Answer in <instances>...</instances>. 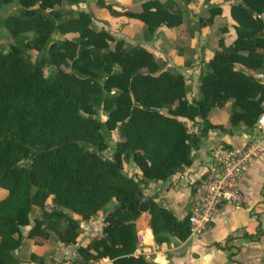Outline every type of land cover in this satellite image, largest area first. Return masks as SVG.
I'll return each mask as SVG.
<instances>
[{"label":"trees","instance_id":"1","mask_svg":"<svg viewBox=\"0 0 264 264\" xmlns=\"http://www.w3.org/2000/svg\"><path fill=\"white\" fill-rule=\"evenodd\" d=\"M12 1L0 0V10ZM79 2L17 0L15 12L0 16V28L12 40L8 50L0 48V187L6 189L0 198V264L23 263L15 252L35 208L42 217L26 234L34 243L54 244L55 235L57 243L77 246L68 258L75 262L109 258L112 264H153L134 255L139 218L143 215L160 245L189 236L190 212L178 219L144 193L146 185L189 166L192 150L210 128L252 130L264 114V83L257 76L264 71V0L229 4L235 38L228 45L218 38V49L199 76L198 97L191 101L183 74L164 68L143 43L128 44L95 26L91 11L60 10ZM96 6L141 22L146 42L161 26L190 21L173 0H143L122 10L103 0ZM218 14L219 6L209 7L208 15L198 18V29ZM54 33L62 38L52 41ZM29 50L39 53L33 61ZM228 101L227 124H212L209 112ZM100 109L105 120L93 116ZM184 119L202 127L194 132ZM105 131L117 134L113 147ZM109 148L111 157L102 154ZM130 162L139 176L125 171ZM97 214H102L101 232L79 244L80 222ZM48 259L29 254L34 264Z\"/></svg>","mask_w":264,"mask_h":264},{"label":"crops","instance_id":"2","mask_svg":"<svg viewBox=\"0 0 264 264\" xmlns=\"http://www.w3.org/2000/svg\"><path fill=\"white\" fill-rule=\"evenodd\" d=\"M126 7L133 6H124V8ZM216 17L217 15L213 18V23ZM194 23L197 24L198 29V19L196 21L190 17L189 24L193 25ZM140 24L142 29L143 25L141 22ZM233 25L234 21L229 27H226L227 30L225 32L220 33L223 41H225L229 28L235 33ZM210 26L200 28L193 35L195 41L200 42L194 53L195 57L200 55V47L203 44H208L215 40L216 45L214 47L211 45L210 49L207 48L209 55L205 54L203 56V65L213 55V52L218 49V37L216 39V32L210 33L208 31ZM229 36H231L230 32ZM146 47L150 50L148 46ZM195 57L193 56L194 59H196ZM195 61L192 62L194 66L189 68V80L184 77L187 88L191 83L190 76L194 80V86L192 87V90H194L193 98L198 96L199 76L202 73L196 67ZM190 64L188 63V65ZM168 66H171V64ZM179 72L182 73V70H179ZM182 74L184 75V73ZM257 76L264 83V71ZM189 100H192V98ZM229 113L230 101L221 108H213L207 118L214 125H226ZM184 120L189 129L194 132H198L202 127L200 121ZM249 133L250 129H245L244 125H241L239 129L232 133L223 132L218 128H210L206 135L202 137L201 144L192 150V163L189 166L184 167L166 181L150 182L146 185L144 193L148 196H153L159 205L170 210L178 219H182L193 208L194 183L213 161V150L219 144H224L232 149H240L247 142ZM125 171L132 176H139V171L132 162L126 165ZM239 187L242 193L241 205L223 204L219 206L210 224L199 235H189L183 241L172 237L169 242L160 245L155 244L154 236H145L142 240H138L139 243L134 255H142L153 264H262L264 258V150L249 163L240 178ZM109 204V207L106 206L108 210L113 207L112 202ZM97 215L95 216L97 217ZM100 215L102 216V214ZM136 226V232L149 227L145 223L143 215L139 218ZM100 227H102V218ZM249 235H252V237ZM218 242L225 243L226 248L216 247L215 243ZM72 247L65 246L59 242L56 245L52 244L53 252L48 259V262L50 261L51 263L47 262V264H57V262L58 264H64L67 260H70L68 258L75 255ZM102 261L105 264H112L110 260L104 261L102 258Z\"/></svg>","mask_w":264,"mask_h":264},{"label":"rangeland","instance_id":"3","mask_svg":"<svg viewBox=\"0 0 264 264\" xmlns=\"http://www.w3.org/2000/svg\"><path fill=\"white\" fill-rule=\"evenodd\" d=\"M96 1L98 0H81L78 4H76L73 7H69L67 5H63L60 7L61 11H67V10H87L91 11L95 18V26H104L109 31L112 32L117 37L123 38L125 41L128 42V44H136V43H143L146 46L149 47L151 52H153L155 55H157L163 63L165 64L164 68L171 69L173 71H179L182 70V73H184V77L186 80L188 79V73L190 66L193 67L194 64L192 63L194 60L196 63V67L200 69V71H203L204 65V58L203 56L205 54L209 55L208 49H210V46L213 47L216 45L215 40H212V44L209 42L208 44H203L202 47H200V55L195 57L194 53L196 51V48L198 47L200 42H196L195 38L193 37L194 34H196L197 24L194 23L193 25L189 24V22H184L181 26L176 27H167V26H161L159 30L156 32V34L153 36V38L146 42L142 39L141 35V24L139 21L134 20H127L125 17H117L110 14V12L106 8L98 7L96 6ZM106 3H111L112 6L115 9H124V6H135L139 4L143 0H103ZM165 1V0H162ZM177 6H179L183 12H185V15L188 17V19L193 18L197 21V19L200 16L206 17L208 15V8L212 6H220L221 7V14L217 15L216 20L214 23L208 28V31L210 33L216 32V39L217 37H220V31L219 27L222 25H225L226 27H229L230 24L233 22L229 15V4L233 0H173ZM18 6L17 0H13L12 3L3 6L0 10V16L6 15L10 12H15L16 8ZM8 31L5 28H0V48L2 50H8L9 44L12 42L11 38L9 37ZM229 32L231 33V36H229ZM235 36L234 31L229 28L226 38H225V45L229 44ZM52 41L62 38L57 33L52 34ZM205 39V38H204ZM51 41V42H52ZM206 41V40H205ZM111 46L113 43H110ZM208 48V49H207ZM30 59L33 61L35 60L36 56L39 55V53L35 50H29ZM180 53V54H179ZM178 56V57H177ZM193 56L196 58L194 59ZM188 63H191L188 65ZM171 66H168L170 65ZM174 65V66H172ZM176 66V67H175ZM65 69L69 70V66H64ZM48 67L45 68V73L49 72ZM191 75V74H190ZM191 83L188 86V93L186 92V98L194 99L193 93L194 90H192L193 85V79L192 76H190ZM196 96V95H195ZM194 96V97H195ZM198 97V96H197ZM191 101V100H190ZM96 118H100L102 120H105L106 114L103 112L102 109L97 110L95 114L93 115ZM105 134L107 136V139L110 143V147H113L114 142L116 141L117 134L115 132H107L105 131ZM112 149L109 148L102 152L103 155L111 157ZM6 194V189L0 187V198L3 197ZM49 205V204H48ZM110 204L107 206L109 207ZM42 217V211L41 209L35 208L33 212L30 214V223L22 228V233L24 235L23 238V245L20 247V249L15 252V254L19 257V259L23 262L22 264H34L33 261L29 260V254L31 252H36L42 255H46V257L52 255V244L49 247L48 245H39L37 243H34L33 240L26 237L27 231L31 228L33 224V220L35 218ZM101 218L102 216L100 214L93 217L91 222H80V235L78 237V243H84L90 236V234L96 233L99 234L101 231ZM87 231V232H86ZM53 241L54 244H57L56 236L53 235ZM72 247V246H71ZM76 245H73V249L75 253ZM48 262V261H47ZM48 263H51L50 261Z\"/></svg>","mask_w":264,"mask_h":264},{"label":"built area","instance_id":"4","mask_svg":"<svg viewBox=\"0 0 264 264\" xmlns=\"http://www.w3.org/2000/svg\"><path fill=\"white\" fill-rule=\"evenodd\" d=\"M263 150L264 114L258 117L254 128L250 130L247 142L240 149H232L224 144H219L213 150V161L193 186V208L188 217L189 235L202 233L212 221L219 206L223 204L241 205L240 178L249 163ZM136 236L138 240H142L145 236L153 237V231L148 227L136 232ZM64 264L105 263L101 258L87 262H75L70 259Z\"/></svg>","mask_w":264,"mask_h":264},{"label":"bare ground","instance_id":"5","mask_svg":"<svg viewBox=\"0 0 264 264\" xmlns=\"http://www.w3.org/2000/svg\"><path fill=\"white\" fill-rule=\"evenodd\" d=\"M103 260H104V261H108V260H109V258H104Z\"/></svg>","mask_w":264,"mask_h":264},{"label":"water","instance_id":"6","mask_svg":"<svg viewBox=\"0 0 264 264\" xmlns=\"http://www.w3.org/2000/svg\"><path fill=\"white\" fill-rule=\"evenodd\" d=\"M55 150H56V148L53 149V151H55Z\"/></svg>","mask_w":264,"mask_h":264}]
</instances>
